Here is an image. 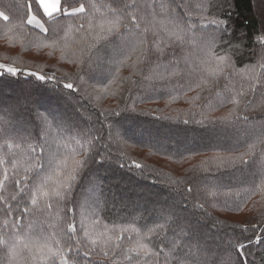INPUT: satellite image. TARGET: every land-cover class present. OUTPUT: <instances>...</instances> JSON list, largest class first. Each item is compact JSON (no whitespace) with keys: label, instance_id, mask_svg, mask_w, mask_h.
<instances>
[{"label":"trees","instance_id":"obj_1","mask_svg":"<svg viewBox=\"0 0 264 264\" xmlns=\"http://www.w3.org/2000/svg\"><path fill=\"white\" fill-rule=\"evenodd\" d=\"M60 7L0 0V264H264V0Z\"/></svg>","mask_w":264,"mask_h":264},{"label":"snow or ice","instance_id":"obj_2","mask_svg":"<svg viewBox=\"0 0 264 264\" xmlns=\"http://www.w3.org/2000/svg\"><path fill=\"white\" fill-rule=\"evenodd\" d=\"M40 4L43 6V10L44 13L51 17L55 12H59L62 11L61 7H60V0H40ZM84 7L81 6L78 9H75L73 13H65V14H75L77 12L82 13L84 12ZM0 17H3L5 20L8 19L7 16H5L2 12H0ZM33 19H35V17H32L30 19H28V24L31 25L33 23ZM41 27H43L41 25ZM261 44L264 45V39L261 40ZM2 67V66H0ZM7 73L10 75H15L16 74V70L14 68H8L7 69ZM32 75H35L34 73ZM38 80H45V77L43 75L37 76ZM64 88L66 89H72L73 85L71 83H66L64 84ZM187 123V122H186ZM137 168H139L140 166L137 164L135 165ZM71 179H74V177H71ZM245 247L243 244H241V248Z\"/></svg>","mask_w":264,"mask_h":264},{"label":"rangeland","instance_id":"obj_3","mask_svg":"<svg viewBox=\"0 0 264 264\" xmlns=\"http://www.w3.org/2000/svg\"><path fill=\"white\" fill-rule=\"evenodd\" d=\"M38 2L40 3V0H38ZM41 5V4H40ZM42 6V5H41ZM42 10H43V6H42ZM43 12H44V10H43ZM60 12V11H59ZM59 12H55L53 15H55V14H58ZM45 14V13H44ZM46 15V14H45ZM52 15V16H53ZM31 17H34V16H31ZM32 25H34L35 27H38V28H40V29H43L44 30V26H43V24H42V22L40 21V19H38V18H36L35 17V19H33V23H32ZM41 25L43 26V27H41ZM0 66H2V67H0V69L2 68V69H8V68H12L11 66H8V65H6V64H2L1 62H0ZM24 103L22 102V105H23ZM38 107H40V106H38ZM59 107V106H58ZM41 108H46V109H49V111H51L52 113H55V114H57V112H60V114L62 115V114H64V113H67L68 111H67V109H65L64 107H62V106H60V109L59 110H55V109H53L50 105H42V107ZM66 124V123H65ZM139 132H141V131H139ZM143 133V132H142ZM148 133L149 134H151L150 133V131H148ZM141 133H137V135L139 136ZM143 138V139H142ZM141 139L142 140H144V141H147V140H149V139H147V138H145L144 136L143 137H141ZM151 140V139H150ZM90 189H89V191L91 190V189H94V184H91L90 186ZM89 191L87 192V194H86V196L87 197H89L90 199H91V197H90V195H89ZM119 197V199H120V196H118ZM117 197V198H118ZM163 204L164 203H167L168 204V206H172L174 203H170V202H167V200H163V202H162ZM136 204V203H135ZM137 205V204H136Z\"/></svg>","mask_w":264,"mask_h":264},{"label":"crops","instance_id":"obj_4","mask_svg":"<svg viewBox=\"0 0 264 264\" xmlns=\"http://www.w3.org/2000/svg\"><path fill=\"white\" fill-rule=\"evenodd\" d=\"M38 1V0H37ZM39 3V2H38ZM40 4V3H39ZM41 6V5H40ZM41 8H42V6H41ZM30 18H32V17H30Z\"/></svg>","mask_w":264,"mask_h":264}]
</instances>
